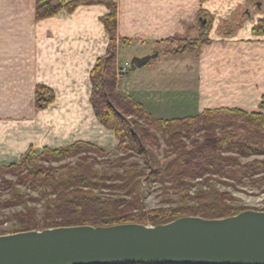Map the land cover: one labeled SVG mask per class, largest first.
<instances>
[{
  "label": "trees",
  "instance_id": "obj_1",
  "mask_svg": "<svg viewBox=\"0 0 264 264\" xmlns=\"http://www.w3.org/2000/svg\"><path fill=\"white\" fill-rule=\"evenodd\" d=\"M209 0H200L201 4ZM254 4L264 0H245ZM101 4L109 13L101 17L109 36L107 52L97 59L90 72L91 104L95 116L106 128L113 130L119 140L117 150L141 154L145 166L125 163L123 158L112 162L106 170L96 166L89 154L109 155V151L83 140L67 146L42 151L29 147L18 162L0 165V179L10 198L0 201V208L22 205L13 215L15 230H42L58 226H109L121 223L164 224L186 215L223 218L247 210L228 203L232 194L220 190L227 186L251 183L264 185V112L236 107L206 108L197 114L173 119L154 117L144 103L119 91L116 56L118 37V5L115 0H35V21L55 16L61 10L75 11L80 6ZM258 9V7H256ZM199 16H209L203 7ZM234 24V23H233ZM230 26V25H228ZM242 22L231 25L225 36H231ZM227 27V26H226ZM198 37H168L156 43L164 55L192 53L201 55L202 46L212 43L209 34L212 20L199 22ZM264 35V17L252 29ZM130 45L131 39L122 38ZM55 101L54 90L38 84L35 107L44 109ZM262 108V106H260ZM161 131L162 139L174 157L162 162L150 145H159L149 129ZM77 157L75 163H61ZM245 161L244 159H249ZM11 174L16 181L6 179ZM142 178L146 182H171L179 189L180 199L192 198L195 205L145 209L141 203ZM200 178V189L189 196L190 180ZM117 184V185H116ZM20 185L39 192V197L24 193ZM115 188V189H114ZM118 190L116 195L110 192ZM30 201H43V215L38 219L37 207ZM6 234L5 232H0Z\"/></svg>",
  "mask_w": 264,
  "mask_h": 264
},
{
  "label": "crops",
  "instance_id": "obj_2",
  "mask_svg": "<svg viewBox=\"0 0 264 264\" xmlns=\"http://www.w3.org/2000/svg\"><path fill=\"white\" fill-rule=\"evenodd\" d=\"M30 1L32 21L28 23L27 34L34 46L30 71L34 88L38 84L47 86L54 90L56 98L45 109H35L26 116H0V164L18 162L31 146L42 151L44 147L58 148L83 140L103 149L115 148L119 141L114 131L98 121L90 101V72L97 59L106 54L109 44L101 21L109 13L108 8L101 4L80 6L73 12L61 10L55 16L35 21V0ZM115 1L119 39H141L152 46L168 37H187L189 26L201 8L200 0ZM239 4L237 1L231 7ZM254 25L246 20L237 29L238 35L224 36L222 48L215 36L213 43L202 50L200 59L204 62L213 58L209 66L215 62L220 71L215 74L207 68L202 73L198 91L204 106L201 110L236 107L255 111L249 102L257 104V82L264 70V60L258 59L259 42L252 33ZM214 45H218V53L211 50ZM210 85H214L212 96H204ZM236 90L241 97L232 96Z\"/></svg>",
  "mask_w": 264,
  "mask_h": 264
},
{
  "label": "rangeland",
  "instance_id": "obj_3",
  "mask_svg": "<svg viewBox=\"0 0 264 264\" xmlns=\"http://www.w3.org/2000/svg\"><path fill=\"white\" fill-rule=\"evenodd\" d=\"M237 1L241 2V4L235 8L231 7L234 6L233 4ZM222 2L230 5L228 6L226 4L222 6ZM203 4H201V7ZM256 7H258L256 4L245 0H209L205 2L204 9L211 12L209 18L212 20V30L209 34V38L215 39L214 37L216 36V38H218L217 42H219V47L222 48V46L225 45L223 39L226 36L224 34L229 30L231 25L242 22L243 26L246 20L248 23L256 24L260 16L263 15L264 17V8L257 9ZM246 10L250 11V16L246 13ZM30 13V0H0L1 117H21L28 115L35 109L38 111L42 110L35 107L36 87L34 88L33 75L30 72L34 63V46L27 34L28 23L30 24L32 21V19H30ZM190 16L192 15L190 14ZM192 22L193 23L189 26V34L187 35L189 39L198 37L201 31L199 29L198 14ZM237 29L238 28L234 30V35H238L239 32ZM177 37H180V35H177ZM257 39L259 42L258 59L263 61L264 35L258 36ZM140 40L141 39H137L136 41L132 40L133 42L127 45L120 39L115 62L117 72L119 73V91L130 94L135 99L138 98L137 100H142L145 108L156 118H182L202 111L201 109L204 106L200 103L201 97L198 92L202 86V73L204 70L206 71L207 68L215 74L216 71H220V68L215 62L209 66V64H211L209 61L213 58H208L209 60L207 59L203 62V60L200 59L201 55L198 56L192 53L164 55L161 50L159 51L156 45L152 46L150 43ZM213 41L214 40H212V43ZM210 45L202 46V49ZM216 46L218 45H214L211 50L218 53L220 49ZM155 52L159 53L156 59L151 60L149 63L136 70H132L131 60L134 57H143ZM230 54L232 55V53ZM208 81L209 83L213 82L211 80ZM257 84V104H254L255 101L249 103L254 105L253 108H255V111L261 110L264 112V70L261 72ZM211 87H214V85H210V89L204 92V96H212L214 90ZM234 93L236 94L232 95L234 98L236 96L241 97L238 90L231 94ZM260 106H262V108H260ZM149 130L159 138L158 146L156 144L150 145V149H152L153 153L157 154L162 162L174 157L173 152H171L172 150L167 147V144L163 141L161 131H156L153 128ZM117 146L113 149H106L109 151V155L107 156L97 154H89V156L95 158L96 166L103 170L108 169L112 162L119 158H123L125 163H136L139 167L145 166L141 154L131 151H118L116 149ZM76 160L77 157H73L59 163L54 162L53 165L58 166L66 162L75 163ZM244 160H251V158ZM6 179L16 181L17 177L8 174L6 175ZM142 180V194L140 200L145 209L195 205V200L192 198H187L185 200L180 199L179 189L174 188L171 182H146L144 178H142ZM200 182H202L200 178L190 180L192 186H190L189 196H195L196 192L200 189ZM2 184L0 179V201H5L10 198V195L8 190L3 189ZM217 186L220 190H226L232 194L233 199L228 201L229 204L240 208L264 210V185L257 187L247 182L236 184L235 186H227L223 183H218ZM20 188L24 193L32 197H39V192L37 190H32L23 185H20ZM110 193L116 195L120 192L114 190ZM42 202L43 201L29 202V205L32 207L38 208V219L43 215ZM23 209V206L19 204L0 208V232L13 233L16 228L13 215Z\"/></svg>",
  "mask_w": 264,
  "mask_h": 264
},
{
  "label": "water",
  "instance_id": "obj_4",
  "mask_svg": "<svg viewBox=\"0 0 264 264\" xmlns=\"http://www.w3.org/2000/svg\"><path fill=\"white\" fill-rule=\"evenodd\" d=\"M256 5L261 9L262 3ZM199 21L206 25L208 19ZM158 55L134 57L132 70ZM0 264H264V210L223 218L186 215L157 225H74L1 234Z\"/></svg>",
  "mask_w": 264,
  "mask_h": 264
},
{
  "label": "flooded vegetation",
  "instance_id": "obj_5",
  "mask_svg": "<svg viewBox=\"0 0 264 264\" xmlns=\"http://www.w3.org/2000/svg\"><path fill=\"white\" fill-rule=\"evenodd\" d=\"M200 17L207 18L208 20H210L209 16H204V15H202V16H199V15H198V20H199ZM199 22H200V21H199ZM200 23H201V22H200Z\"/></svg>",
  "mask_w": 264,
  "mask_h": 264
}]
</instances>
